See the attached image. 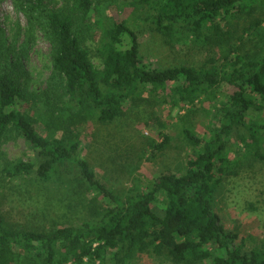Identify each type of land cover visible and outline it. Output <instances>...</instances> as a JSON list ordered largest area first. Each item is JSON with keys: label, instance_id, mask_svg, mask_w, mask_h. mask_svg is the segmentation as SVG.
I'll return each instance as SVG.
<instances>
[{"label": "trees", "instance_id": "1", "mask_svg": "<svg viewBox=\"0 0 264 264\" xmlns=\"http://www.w3.org/2000/svg\"><path fill=\"white\" fill-rule=\"evenodd\" d=\"M134 2L166 44L202 46L222 62L153 68L127 20L104 3L10 0L25 18L24 27L19 17L13 23L15 39L21 28L25 43L40 32L51 68L45 88L29 90L17 70L22 48L15 51V39L7 44L0 27V143L22 138L31 151L27 160L6 161L3 171L12 179L77 184L92 205L88 220L50 229H22L0 212V264H134L143 254L172 264H264V247L245 250L215 204L242 157H262L264 122L253 115L264 110V0ZM252 31L259 44L253 54L244 39ZM143 90L166 91L171 106L184 110L180 119L211 107L209 130L197 134L185 122L181 133L192 150L181 170L154 175L142 189L113 192L81 155L74 128L118 119ZM163 139L155 148L164 147Z\"/></svg>", "mask_w": 264, "mask_h": 264}, {"label": "rangeland", "instance_id": "2", "mask_svg": "<svg viewBox=\"0 0 264 264\" xmlns=\"http://www.w3.org/2000/svg\"><path fill=\"white\" fill-rule=\"evenodd\" d=\"M100 1L94 0V4L104 3L111 15H121L127 20L138 37L143 60L149 66H200L209 58L222 62L220 55L202 46L189 42L166 44L150 27L144 9L134 0ZM18 17L24 27L25 18L12 8L10 0H0V27L5 30L6 42L17 40L15 51L22 48L17 66L19 80L29 90L40 91L50 75L49 44L37 31L29 34V41L25 43L24 28L15 39L13 23ZM256 37L254 31L244 36L245 48L252 54L255 45H259L251 40ZM120 46H128L127 37ZM93 61L98 64L95 57ZM165 92L154 95L143 90L126 104L118 119L105 124L91 121L74 128V134L79 133L77 138L82 143L81 155L98 179L113 192L142 189L154 175L181 170L192 150L181 133L185 122L197 134L209 130L207 114H212L211 107L203 111L198 106L195 113L180 119L184 110L171 106ZM253 116L257 122H264V110L256 111ZM165 134L168 141L164 147L155 148V144L164 142ZM260 152L262 157H242L237 174L225 178L216 193V210L222 222L245 239V250L264 247V145ZM0 153V212L7 222L22 229H50L77 225L90 218L92 202L77 184L66 186L55 177L47 182H34L29 178L12 179L5 175L6 161L27 160L30 156L31 151L22 138L2 140ZM134 264L172 263L143 254L135 258Z\"/></svg>", "mask_w": 264, "mask_h": 264}]
</instances>
